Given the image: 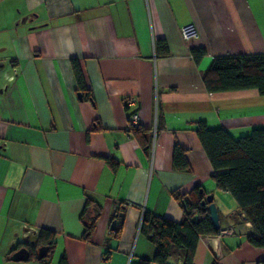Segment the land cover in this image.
Masks as SVG:
<instances>
[{
  "label": "crops",
  "instance_id": "obj_1",
  "mask_svg": "<svg viewBox=\"0 0 264 264\" xmlns=\"http://www.w3.org/2000/svg\"><path fill=\"white\" fill-rule=\"evenodd\" d=\"M190 25L199 38L184 40L180 30ZM158 41L167 57L156 56ZM198 48L206 56L196 64ZM249 54H264V0H1L0 264L153 262L143 215L181 221L172 194L190 202L195 188L213 195L219 230L231 233L201 239L193 264L264 261V249L247 243L253 227L211 180L196 135L200 122L233 139L264 128L256 91L209 94L203 85L213 58ZM135 111L147 150L127 130ZM175 145L191 173L173 170ZM87 199L101 208L88 243L80 220ZM42 229L56 239L45 261L13 262V248Z\"/></svg>",
  "mask_w": 264,
  "mask_h": 264
},
{
  "label": "trees",
  "instance_id": "obj_2",
  "mask_svg": "<svg viewBox=\"0 0 264 264\" xmlns=\"http://www.w3.org/2000/svg\"><path fill=\"white\" fill-rule=\"evenodd\" d=\"M155 53L157 57L169 55L164 41L157 42ZM191 55L194 62L199 64L206 52L198 48L191 50ZM71 68L79 92L84 98L91 99L83 88V79L76 61L71 62ZM202 80L209 94L254 90L264 96V54L215 57ZM197 127V138L211 167V180L217 190L228 193L235 200L243 220L253 227L255 234L247 237V243L264 249V128L254 129L247 136L233 139L223 129L210 130L206 123L200 122ZM129 132L145 150L149 148L147 131L138 127ZM104 160L109 165H116L110 159ZM172 167L179 173H191L186 152L177 145L173 149ZM199 191V188L193 190L190 202L185 199V195L178 192L172 194L183 210L184 215L179 222L150 213L143 215L139 231L155 246L156 252L153 262L140 260L138 264H167L170 258L180 261V264H193L198 242L220 233L213 226L208 205H201L207 196ZM100 214L101 208L87 199L80 215L84 228L81 239L84 242H89ZM55 246V233L42 229L33 241L18 243L11 255L25 249L29 254L27 261L43 263ZM42 248L47 250V254L44 258H38V251ZM258 264H264V261Z\"/></svg>",
  "mask_w": 264,
  "mask_h": 264
},
{
  "label": "water",
  "instance_id": "obj_3",
  "mask_svg": "<svg viewBox=\"0 0 264 264\" xmlns=\"http://www.w3.org/2000/svg\"><path fill=\"white\" fill-rule=\"evenodd\" d=\"M206 204L208 205L207 209L209 211L210 219L213 223V226L216 230H219L220 229L219 218H218L217 208L213 202L212 194L208 195L206 199L203 202H201L202 206ZM115 224L116 222L114 221L112 223L111 230L115 229ZM46 254H47V250L42 248L38 251L37 256L38 258H44ZM28 258H29L28 252L25 249H20L12 255L11 260L15 263H23V262H27Z\"/></svg>",
  "mask_w": 264,
  "mask_h": 264
},
{
  "label": "built area",
  "instance_id": "obj_4",
  "mask_svg": "<svg viewBox=\"0 0 264 264\" xmlns=\"http://www.w3.org/2000/svg\"><path fill=\"white\" fill-rule=\"evenodd\" d=\"M181 35L183 37L184 40H189V39H198L199 35L195 29V27L193 25L187 26L185 28H182L180 30ZM13 77H10L9 80H12ZM128 103V107L131 108L136 104V101L134 98H129L127 100ZM141 123V118H140V114L139 112L135 111V112H131L129 117H128V124H127V130L130 131L131 129H135L138 128L140 126ZM231 233L230 230H224V231H220V233L218 234L219 236H224V235H229Z\"/></svg>",
  "mask_w": 264,
  "mask_h": 264
},
{
  "label": "rangeland",
  "instance_id": "obj_5",
  "mask_svg": "<svg viewBox=\"0 0 264 264\" xmlns=\"http://www.w3.org/2000/svg\"><path fill=\"white\" fill-rule=\"evenodd\" d=\"M260 99V100H259ZM264 102V96H260V95H258V97H256V100H255V102L254 103H257V102ZM262 109V108H264V105L263 106H260V105H258V106H255V107H253V110H259V109ZM29 237H30V235H29ZM32 239H34L33 237L31 238V240Z\"/></svg>",
  "mask_w": 264,
  "mask_h": 264
}]
</instances>
